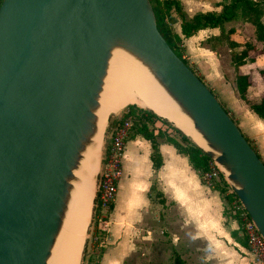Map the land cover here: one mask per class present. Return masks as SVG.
<instances>
[{
  "label": "water",
  "instance_id": "95a60500",
  "mask_svg": "<svg viewBox=\"0 0 264 264\" xmlns=\"http://www.w3.org/2000/svg\"><path fill=\"white\" fill-rule=\"evenodd\" d=\"M157 24L150 0L0 1V264H46L113 48L190 119L264 240V164Z\"/></svg>",
  "mask_w": 264,
  "mask_h": 264
},
{
  "label": "crops",
  "instance_id": "0c3cea01",
  "mask_svg": "<svg viewBox=\"0 0 264 264\" xmlns=\"http://www.w3.org/2000/svg\"><path fill=\"white\" fill-rule=\"evenodd\" d=\"M187 18L196 13L218 12L224 0H177ZM228 0H226L227 2ZM264 9V0H263ZM264 24V14L261 17ZM159 29H169L171 35H177V50L185 64L193 67L203 84L211 91L218 103L234 121L241 134L264 164V118L254 114L248 105L239 99L234 84L235 73L248 75L246 98L258 101L264 95V56H252L251 60L234 67L230 53L238 51L221 42L214 48L202 42L218 36V27H205L188 37L180 33V20L174 14L163 15ZM248 32L247 36L245 33ZM222 38L241 43L245 40L253 48H261L263 43L255 39L253 26L243 19H232L222 25ZM249 37V38H248ZM226 55L228 60L225 59ZM108 122V121H107ZM103 141L100 146L98 171ZM150 144L140 135L127 139L120 160L121 173L116 184V193L112 208L107 216L106 235L103 239L101 253L97 264H123L135 246L136 219L143 215L145 209H151L156 215L164 217L167 227L168 247L185 248L197 257L189 264H204L205 249L214 246L232 244L230 250L218 253V264H258L245 247L240 245L239 223L228 212L224 214L223 197L219 192L204 185L186 156L177 153L168 143H159L158 152L161 164L153 169L150 160ZM95 172V173H96ZM94 189V186H92ZM82 249L88 247L86 240L88 228L92 221V203ZM225 215V216H224ZM230 218V219H226ZM231 221L228 228V222ZM235 233V235H234ZM236 236V237H235ZM177 245V246H175ZM88 250V248H87ZM248 253V257L242 255ZM204 253V254H203ZM82 251L79 260H81ZM251 256V257H250ZM186 263L183 262L181 264Z\"/></svg>",
  "mask_w": 264,
  "mask_h": 264
},
{
  "label": "bare ground",
  "instance_id": "6f19581e",
  "mask_svg": "<svg viewBox=\"0 0 264 264\" xmlns=\"http://www.w3.org/2000/svg\"><path fill=\"white\" fill-rule=\"evenodd\" d=\"M130 104L152 110L170 121L197 146L208 149L190 119L179 110L148 69L126 51L113 48L94 110L95 133L81 152L73 171L74 180L66 199V208L46 264H78L94 190L91 176L98 167L106 119Z\"/></svg>",
  "mask_w": 264,
  "mask_h": 264
},
{
  "label": "trees",
  "instance_id": "16d2710c",
  "mask_svg": "<svg viewBox=\"0 0 264 264\" xmlns=\"http://www.w3.org/2000/svg\"><path fill=\"white\" fill-rule=\"evenodd\" d=\"M153 4L154 6L152 4L151 5L158 23V29L160 27L159 22L161 21L163 15L170 14V12L174 13L179 18L180 33L183 37H188L197 30L205 27H218L220 34L218 36L209 37L202 43L207 44L212 48L221 42H225V44L231 48L241 46V49L238 51L230 53V61L234 67L242 65L245 63V61L251 60L249 53L254 50L253 45L245 40L241 41L240 44L230 40L224 41L222 38L224 35L221 33V30L224 22L230 21L232 19H243L251 23L253 26L255 39L263 43L262 47L259 49V52L264 56V24L261 22V17L264 14V9L262 7L263 0H228L227 2L224 0V2L220 4V10L218 12L207 11L204 13H196L190 18L185 16L177 0H153ZM159 31L164 36L165 40L170 45L174 53L181 58V54L177 50V42L179 41V37L174 34L171 35L169 29H166L165 31L163 29V31H161L160 28ZM189 68L193 73L196 74L193 68ZM197 76L200 79L199 75ZM234 84L239 99L246 103L250 110L259 118H264V95L255 102L249 101L246 98V89L249 85L248 75L243 73H235ZM224 111L227 113L225 109ZM121 118H129L131 121L128 138L134 135H140L149 142L151 149L150 160L153 169H157L161 164V158L158 152V144L162 142L172 145L177 153L186 156L190 166L193 169L199 170L205 167L208 160L205 152L196 146L188 136H185L181 130L174 127L165 118H162L161 116L159 117V115L157 116L156 113L154 114L152 110L143 109L142 107L140 108L135 104L127 105V108L122 111L118 117H112L108 120L107 127H112ZM225 188L228 187L222 180V184H216L214 189H216L222 196V192L225 190ZM229 195L230 197L236 198L232 191H230ZM231 216L234 217V215ZM238 240L240 245L245 247L244 240H241L240 238ZM100 253L101 249L97 257L100 255ZM92 258L93 257H91V253H89L85 264H97V258L94 261Z\"/></svg>",
  "mask_w": 264,
  "mask_h": 264
},
{
  "label": "built area",
  "instance_id": "2783aa9c",
  "mask_svg": "<svg viewBox=\"0 0 264 264\" xmlns=\"http://www.w3.org/2000/svg\"><path fill=\"white\" fill-rule=\"evenodd\" d=\"M130 127V119L121 118L108 129L103 139L100 165L96 173L92 221L88 228L87 245L92 250H98L103 246L107 216L114 202L116 184L121 173L120 160L129 137ZM197 173L200 181L210 188L222 184V180L225 182L218 166L210 159L203 169L197 170ZM226 186L228 188L222 192L224 209L234 215V219L238 221L246 251L251 254L255 262L264 264V240L238 199L230 197L229 193L232 190L227 184Z\"/></svg>",
  "mask_w": 264,
  "mask_h": 264
},
{
  "label": "rangeland",
  "instance_id": "374dc122",
  "mask_svg": "<svg viewBox=\"0 0 264 264\" xmlns=\"http://www.w3.org/2000/svg\"><path fill=\"white\" fill-rule=\"evenodd\" d=\"M150 2L154 6L153 0H150ZM247 34L249 33L246 32L245 36H247ZM251 54L252 56L259 55L260 54L259 48H254ZM225 59L228 60L227 55ZM187 66L189 65L187 64ZM126 108L127 106H125L116 114L108 115L107 121L112 117L113 118L118 117L119 114L122 111H124ZM143 109H147V108H143ZM108 129L109 127L106 126L103 139L105 138ZM224 211H226L224 212V214H226V217H228L227 210L224 209ZM140 218L141 219L137 217L136 226L134 230L135 246L132 249L131 254L124 260L123 264H181L185 261L186 263L184 264H189V261L192 262L196 261L197 257L195 258V256L190 253V250L188 248L187 249L185 248L184 243H180L179 244L180 247H174V248L168 247L169 245L167 244V242L171 240L167 239L168 232H167L166 222L164 220V217H162V215L157 216L156 213L152 212L151 209H145L143 215ZM226 219H230V218H226ZM230 224L231 221L228 222V228L230 227ZM239 234H240V239L244 240L240 228H239ZM231 246L232 244L226 243V245L206 248L204 264L220 263L218 259V253H220L221 251H225L229 248L228 250H230V252L233 254L234 250L232 249ZM100 249L92 250L89 249V247L85 246V248H83L82 250L81 260H79L78 264H85L86 258L88 257L89 253H91V257H93L92 258L93 261L96 260L97 255L100 252ZM242 255L247 257L249 256L248 253L246 252H243Z\"/></svg>",
  "mask_w": 264,
  "mask_h": 264
}]
</instances>
